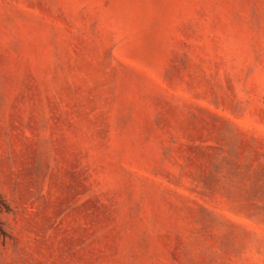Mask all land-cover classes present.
I'll return each mask as SVG.
<instances>
[{"label":"rangeland","instance_id":"rangeland-1","mask_svg":"<svg viewBox=\"0 0 264 264\" xmlns=\"http://www.w3.org/2000/svg\"><path fill=\"white\" fill-rule=\"evenodd\" d=\"M0 264H264V0H0Z\"/></svg>","mask_w":264,"mask_h":264}]
</instances>
